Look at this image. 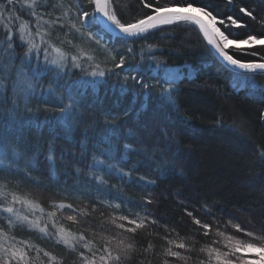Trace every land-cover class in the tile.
<instances>
[{"label": "snow or ice", "instance_id": "obj_1", "mask_svg": "<svg viewBox=\"0 0 264 264\" xmlns=\"http://www.w3.org/2000/svg\"><path fill=\"white\" fill-rule=\"evenodd\" d=\"M223 3L234 11L220 15L209 0H138L135 11L141 14L125 20L122 0H0V264H37L41 252L50 261L56 260L28 240L18 239L17 227L54 239L76 253L79 264H133L134 260L135 264H153L154 259L159 264H188L190 260L194 264L264 262V230L257 233L242 228L232 219L222 224L207 203L203 207L213 223L230 226L245 238L217 227L214 236L218 239H211L213 224L203 222L185 207V214L198 229L177 240L171 238L172 233L179 236L175 228L163 225L167 235L161 238L166 246L157 251L152 240L146 245L136 241L138 230L147 229V236L159 235L150 228L159 227V221L145 207L143 215L131 208L128 214H112L108 222L119 231L101 235L97 247L83 230L73 231L57 217L58 212L69 209L74 214L66 219L78 224V216L89 217L98 205L118 210L123 203L127 207L122 184L138 181L155 186L159 180L182 177L181 162L189 152L183 142L182 124L192 117L185 115L173 122L169 112L180 113L182 85L215 88L207 81L196 84L199 76L194 75L195 70L157 56L153 50L160 48L159 44H142L137 57L134 47L121 52L109 46L106 38L117 42L128 39L135 45L137 40L147 41L157 34L171 41L170 29L175 26L198 31L218 70L232 78L234 91L264 96V86L255 81L256 75H264V31L242 32L250 27L242 17L264 27V16L244 0ZM73 38L83 39L74 43ZM113 78L120 85V97L129 92L149 99L155 96L162 110L149 116L139 115L145 105L120 111L101 109L99 119L94 113L86 118L82 111L85 100L101 82ZM119 103L118 99L117 107ZM134 111L138 118L129 127L127 121ZM261 116L264 118V113ZM234 125L250 134L247 121H234ZM256 151L264 163V145H257ZM42 167L57 194L65 200L89 197L91 209H78L61 200L50 202L53 210L46 211L31 198L30 191H19L22 184L42 186L35 175ZM141 168L155 175L141 174ZM113 177L122 184H110ZM142 200L145 205L154 202L151 193ZM179 203L184 206L183 201ZM200 231L210 243L197 247ZM221 243L224 250L213 246ZM253 251L260 254L259 259L241 255ZM200 254H206L207 260Z\"/></svg>", "mask_w": 264, "mask_h": 264}, {"label": "trees", "instance_id": "obj_2", "mask_svg": "<svg viewBox=\"0 0 264 264\" xmlns=\"http://www.w3.org/2000/svg\"><path fill=\"white\" fill-rule=\"evenodd\" d=\"M221 1L223 0H209L220 15L230 13L231 8H217ZM122 2L124 7L121 15L125 20L141 14L135 11L138 7V0H122ZM244 2L249 7H255L260 16H264V2L262 0H244ZM129 4L132 6L131 9L128 8ZM147 11L146 9L143 10V12ZM242 19L247 20L250 25L248 29L242 30V32L255 31L259 33L264 31V27L258 22L251 21L246 17H242ZM170 32L174 37L171 41L161 39L162 34H157L149 36L147 41L137 40L135 45L128 39L117 42L106 38V42L109 46L115 47L121 52L127 47H134L137 57L142 44H159L161 47L153 50L157 56L167 59L170 64L183 65L189 71L195 70L194 75L198 74L199 76L196 84L207 81L215 86V88H204L186 83L182 85V91L178 96L180 113L177 114L180 118L185 115L192 117L190 122L196 127L192 132H186L183 137V142L190 151L185 161L181 162L184 175L159 180L155 186H145L143 182L122 184L116 177L111 178L109 183L122 184L124 189L123 199L127 202V205L135 200L141 201V203L136 204L134 202L135 204L131 205L133 213L144 211L147 205L144 204L142 197H146L148 193H151V199L154 201L152 205L155 206V219L159 221L160 226L153 225L150 228L154 233L158 232L159 235L147 236V229L138 230L136 241L139 244L146 245L148 240H152L157 246V251L160 250L161 245L166 246V241L161 238L167 235L163 225H167L169 229L175 228L179 236L172 233L171 238L177 240L192 235L191 230L198 229L199 226L194 225L191 218L185 214V207L203 222L213 224L211 239H218L214 236L217 227H221V230L226 233L245 238L242 234L236 233L235 229L230 226L224 228L213 223L212 216L208 215L203 207L205 203L212 207L216 219L221 220L222 224L232 219L233 223H239L242 228L259 233L264 230V163H261L258 158L256 146L264 145V118L261 116V113H264V96L259 94L249 95L245 90L234 91L232 89V78L228 73L218 70L216 63L205 47V41L202 40L198 31H186L183 26H175L170 29ZM242 32H238V34H242ZM73 39L74 43H79L83 38ZM247 58L253 59L252 57ZM102 59L103 55L101 54L100 60ZM101 66L104 65L101 64ZM72 79L75 80L76 77L74 76ZM255 81L257 84L264 86V76H255ZM107 83L112 84L116 90L112 89L113 93L110 91L107 93L102 92L101 99L110 101L112 108L116 111L131 107V92H129V95L120 97L118 92L120 85L116 80L113 78L107 82H101L99 86L102 87ZM96 94L93 93L85 102H89ZM142 98L148 101V105L153 104L147 96ZM118 99L122 100V106L119 103V110L115 108ZM89 112L94 113L97 119L101 113L98 110H90ZM218 120L220 123H217ZM239 120L247 121L249 135L244 136L231 127V125H234V121L239 123ZM140 171L141 174L155 175L154 173H148V170L144 168H141ZM35 175L40 177L42 186L22 184L18 190L22 193L30 191L31 198L38 200L46 211L53 210L50 207V202L61 200H64L65 203H72L78 209H91L93 201L89 197L80 200L70 197L65 200L62 194H57V190L51 187V181L48 179V174L43 167L41 172L35 173ZM92 196L95 195L92 194ZM179 201L184 202L183 207ZM113 209L98 205L97 210L92 212L89 217L78 216V224H73L66 219L67 215L74 214L69 209L58 212L57 217L60 222L70 226L73 231L83 230L87 238L94 240L96 246L99 247L101 235H110L119 231L101 216L104 211ZM122 213L128 214V208L122 210ZM93 233H97V235L94 236ZM15 235L18 239L28 240L56 257V260L50 261L41 252L37 264H72L73 261L79 264L76 253L69 251L62 244H57L54 239L42 237L39 232L17 227ZM196 239L199 241L197 247L210 243L209 238L203 237L202 231L196 235ZM219 239L222 240V238ZM213 246L221 247L224 250L222 243ZM180 251L183 252V250ZM241 254H244V252ZM32 255L35 256V249H33ZM193 256L195 257L196 253H193ZM244 256L251 257L249 254H244ZM200 257L206 259L204 254H200ZM169 259L174 260V258ZM179 263L174 261V264ZM133 264H135V260ZM153 264H159V261L154 259ZM191 264L194 263L191 262Z\"/></svg>", "mask_w": 264, "mask_h": 264}, {"label": "bare ground", "instance_id": "obj_3", "mask_svg": "<svg viewBox=\"0 0 264 264\" xmlns=\"http://www.w3.org/2000/svg\"><path fill=\"white\" fill-rule=\"evenodd\" d=\"M217 8H219V9H223V8H225V6H224V3H223V1H221V2H219V4L217 5ZM231 12H233L234 10L233 9H231L230 10ZM230 12V13H231ZM200 34V33H199ZM200 36H201V34H200ZM201 38H202V36H201ZM203 40V39H202ZM204 41V40H203ZM206 43V42H205ZM256 76H259V75H256ZM260 76H264V75H260ZM112 89H115L114 87H113V85L112 84H104V86H97V88H96V90H95V92L94 93H97L96 95H95V97H93L92 99H90L89 100V102H85L86 103V105L88 106V110L90 111V110H95V111H101V109H113L112 107L113 106H111V102L110 101H105V100H102L101 99V97H102V92L103 93H107V92H112L113 93V90ZM116 90V89H115ZM128 95H129V93H128ZM257 95V94H256ZM131 99H132V103H131V107H134V108H136V109H140V107H141V105H145V108H143L142 110H141V112L139 113V115H144V114H147V115H152V111H150L149 110V108L150 107H152L153 105H155V106H157L159 109H160V111L162 110L161 109V107H160V104H159V101L156 99V97L155 96H153L152 98H151V101H152V103L153 104H151V106L150 105H148V101L147 100H144V98H142V97H139L137 94H134V93H132L131 92ZM120 101V104H121V106H122V100H119ZM143 101V102H142ZM131 102V101H130ZM120 104H119V106L117 107H115V108H117V110H119L120 109ZM116 110V109H115ZM101 117V113H100V116H99V118ZM98 118V119H99ZM137 118H138V114H137V112H133L132 113V115H131V118H129L128 119V121H127V123H128V126L129 127H132L135 123H136V121H137ZM169 119H171V120H173V122H177V121H181L183 118H180V116H179V114H177L175 111H170L169 112ZM194 129H196V127H194V124H192V122H190V121H188V122H185V123H183L182 124V130L186 133V132H192V130H194ZM45 171V170H44ZM138 182V181H137ZM127 184V183H126ZM92 194H94L95 195V192H93ZM124 198V197H123ZM116 202H120V201H118V200H114L113 201V203H116ZM134 202H136V204H138V203H141V201L140 200H135ZM134 202H130V204L129 205H127V207H125V205L124 204H122V206H121V208L120 209H113V210H108V211H104L103 213V218H104V220H108L109 221V219H110V217H111V215L112 214H116V215H120V214H123L122 213V210L124 211V210H126L127 208L129 209V208H132V206L135 204ZM132 205V206H131ZM146 208H147V211H148V213H150V212H152V214H151V217H153V218H155V206H153L152 204L151 205H147L146 206ZM144 214V211L143 212H141V215H143ZM112 227H114L113 225H111ZM111 235V234H110Z\"/></svg>", "mask_w": 264, "mask_h": 264}, {"label": "rangeland", "instance_id": "obj_4", "mask_svg": "<svg viewBox=\"0 0 264 264\" xmlns=\"http://www.w3.org/2000/svg\"><path fill=\"white\" fill-rule=\"evenodd\" d=\"M89 108H88V106L86 105V103L84 102V112H85V116H86V118H87V115L90 113L89 112V110H88ZM149 110L150 111H152V112H155V111H160V109L157 107V106H155V105H153L152 107H150L149 108ZM153 114V113H152ZM241 121H244V120H239V123L241 122ZM235 122H237V121H235ZM239 123H236V124H239ZM231 127H233L235 130H237L238 132H240L236 127H235V125H231ZM241 134H243L244 136L246 135V134H244V133H242L241 132ZM187 148V147H186ZM190 152V151H189ZM244 254H249V256H251V257H247L248 259L250 258V260H257V259H259V255L260 254H258L257 252H244ZM244 254H241V255H244ZM205 255V257H206V259H204V260H207V256H206V254H204ZM254 256V257H253ZM253 257V258H252ZM203 259V258H202ZM191 262H193L192 260L191 261H188V264H191ZM181 264H182V262H180ZM179 263V264H180ZM194 263V262H193ZM261 264H264V262H261Z\"/></svg>", "mask_w": 264, "mask_h": 264}]
</instances>
